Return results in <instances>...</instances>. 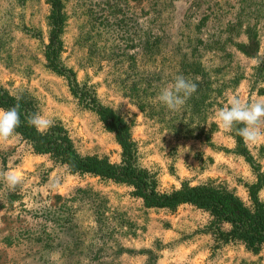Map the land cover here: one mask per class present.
Segmentation results:
<instances>
[{
	"label": "rangeland",
	"instance_id": "374dc122",
	"mask_svg": "<svg viewBox=\"0 0 264 264\" xmlns=\"http://www.w3.org/2000/svg\"><path fill=\"white\" fill-rule=\"evenodd\" d=\"M61 3V61L127 121L137 163L159 192L210 183L248 204L257 181L264 205V142L240 137L239 144L237 130H223L215 118L233 96L264 99V0ZM47 13L46 0H0V88L29 97L78 154L117 163L113 134L46 65ZM246 28L258 41L253 56L234 45L245 41ZM188 60L199 61L209 79L202 114L189 112L195 97L179 111L158 100L176 75L186 77ZM184 123L189 136L180 132ZM8 171L23 182L13 191L0 179V264H264V245L252 251L222 241L206 211L147 206L130 186L69 172L17 134L0 142V173Z\"/></svg>",
	"mask_w": 264,
	"mask_h": 264
},
{
	"label": "trees",
	"instance_id": "16d2710c",
	"mask_svg": "<svg viewBox=\"0 0 264 264\" xmlns=\"http://www.w3.org/2000/svg\"><path fill=\"white\" fill-rule=\"evenodd\" d=\"M48 13L45 18L47 43L43 48V56L47 67L55 74L61 76L73 97L83 106L91 109L99 118L104 128L111 132L119 145V160L110 163L103 157L78 154L59 123H55L46 134L41 135L34 127L28 124V117L36 113L32 100L24 94H12L0 88V109H9L17 103L19 97L21 125L16 134L25 140L32 152L49 154L65 167L69 172L98 176L114 183H123L131 187L134 196L139 197L143 203L151 207L173 209L180 203H188L200 208L210 216V227L216 230L218 238L222 241L237 240L252 251L259 250L264 245V205L257 196L259 183L256 181L248 186L249 203L245 204L231 191L214 186L210 183H201L192 186H182L168 192H159L156 181L137 163V149L131 138L129 124L112 107L102 104L97 99L95 89L91 84L79 82L75 72L61 61L64 14L61 0H46ZM115 11V5H111ZM246 37L243 42L234 43L236 49L245 56H253L258 49L255 35L246 28ZM261 64H264V50ZM184 66V64H183ZM186 78L198 84L195 101L190 105L189 112H204L208 93L209 79L204 68L197 60L186 62ZM143 104V105H142ZM199 104V105H198ZM146 105V100L139 106ZM196 112V113H197ZM183 126L178 125L183 136H189ZM237 143L240 144V136ZM225 224L226 228L220 226Z\"/></svg>",
	"mask_w": 264,
	"mask_h": 264
},
{
	"label": "clouds",
	"instance_id": "9594fccd",
	"mask_svg": "<svg viewBox=\"0 0 264 264\" xmlns=\"http://www.w3.org/2000/svg\"><path fill=\"white\" fill-rule=\"evenodd\" d=\"M197 89L196 82L182 74L176 75L172 83L161 89L158 100L168 110L179 111ZM19 99L18 97L17 103L11 108L0 109V142L14 136L21 125ZM215 118L223 130L236 129L246 144L264 142V99L242 102L239 97L233 96L229 99L228 106L216 112ZM27 122L41 135L55 125L54 119L39 112L31 114ZM239 125L243 126L238 127ZM0 179L13 191L23 182L22 176L14 171L0 173Z\"/></svg>",
	"mask_w": 264,
	"mask_h": 264
}]
</instances>
